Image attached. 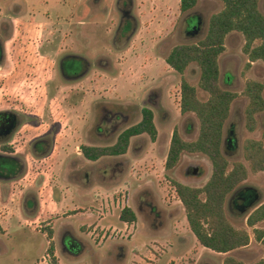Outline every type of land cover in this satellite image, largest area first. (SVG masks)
Masks as SVG:
<instances>
[{"label": "rangeland", "instance_id": "obj_1", "mask_svg": "<svg viewBox=\"0 0 264 264\" xmlns=\"http://www.w3.org/2000/svg\"><path fill=\"white\" fill-rule=\"evenodd\" d=\"M65 1L67 5L63 6ZM131 1H133L132 15L137 21V31L126 47L119 48L120 46L114 45V36L119 23L118 10L124 2L118 4V0L87 2L85 0L78 6L81 8L79 11H73L75 4L80 0H27L29 10L30 4L33 5L38 17H47L45 10L50 7L47 10L49 12L47 18L51 23H48L49 27L40 28L38 25H25L18 21L14 23L15 27L11 23L12 28L7 37L0 36L6 47L7 58L3 60L0 68V110L14 109L27 119V126L22 130L23 133L17 134L10 146L27 160L26 170L30 177L36 171H43L44 175H47L51 169L53 174L51 185L58 189L71 187L74 180L79 182L78 178L80 180L87 174L90 176V183L97 184L99 179L94 169L102 165V168L107 167L103 169V173H106L109 180L124 178V187H156L158 192L163 191L166 194V199L170 203H175L179 200L172 182L201 188L211 175V164L201 154L185 153L181 156L176 168L171 171L165 170L173 131L177 130L183 140L192 142L197 138L199 130L198 120L193 114L181 115L180 113L181 81L185 80L195 87L201 101H205L207 96L198 87L200 73L196 65H191L183 75H179L167 66L165 59L174 47L195 44L202 40L207 31L209 18L221 11L223 6L217 0H198L193 10L182 14L179 11L180 0ZM3 2L8 4L4 9L3 20H14V14L9 9L11 1ZM259 9L264 15V0H260ZM197 20L200 24L192 35V28L188 25H196ZM78 22L84 23L80 29L83 37L85 33H90V36L86 35L90 45L85 55L92 62L100 56L104 57L102 66L107 68L99 69L93 64L87 79L81 82H67L59 76L57 63L54 61L71 52L78 55L82 53V48L76 41L78 37L70 32L71 29H76L75 25ZM70 23L74 24L70 27ZM52 40L57 41L53 52L50 51L49 54L45 52L44 55L37 52L42 44L51 43ZM244 44L241 34L228 35L224 43L225 51L218 60L221 87L237 95L231 105L230 116L224 129V138H227L230 133L232 136L229 148L225 146L223 149L229 169L234 163H242L248 169V163L243 156V142L249 138L260 140L264 133V113L258 115V126L253 133L250 134L245 129L244 110L248 99L243 92L249 82L264 85V64L262 62L249 64L248 56L243 52ZM257 44L258 42L255 43ZM262 96L264 98V92ZM101 105L120 106L126 110L135 108L140 111L142 107L150 109L153 112L157 130L155 142H152L147 135L136 137L131 139L128 152L119 157V160L106 158L99 160L96 164L87 163L82 155H77L80 153L81 146H112L122 131L140 121V117H137L125 124L119 123L114 134H112V125L116 123H102L107 133V141H96L94 139V134L97 132L95 117ZM88 132L91 133V137L90 135L88 137ZM41 137H54L53 139L57 142L53 143L51 156L48 159L37 160L32 155L30 147L33 141ZM102 161H106V164H100ZM73 166L75 169L84 170V173L78 172L76 179L73 178L68 182L65 176L71 173ZM189 168L199 169V174L193 177ZM241 185L255 192L257 203L247 212L242 213L241 210L234 208V201L238 198L235 196L231 198L226 214L234 228L247 231L250 237L248 247L228 255L217 254L202 248L189 230L183 206L180 208L181 211L171 215L176 222L170 221V215H166L159 209L156 211L147 209L143 203V193H141L132 198L135 206L140 208L134 239L137 251L133 255L138 254L139 260L142 257L145 258L146 252L154 246L151 243L156 242L153 247L156 254L163 246H167L164 252L157 254L159 256L157 264H169L168 259L176 256V251L178 254L181 253L182 259H174L173 264H223L228 256L243 264L258 262L263 257L264 250L254 239L253 229L247 227L246 218L264 203V173L249 172L247 180ZM147 194L153 200L154 194L152 192ZM153 212L155 215L161 214L164 217L163 222L154 223L150 219ZM176 223L181 233L177 236L184 235L186 239L182 241L180 250L173 231ZM41 225L39 224L38 230L45 233L47 237L50 230ZM161 225H166L162 235L171 234L170 237L149 236L145 232V229H155L154 227ZM256 228L264 230V222L258 224ZM46 237L39 232L34 234L33 239L27 240L29 246L27 254L24 251L26 260L36 256L35 252H29L31 243L36 244L37 253L41 255L44 253L47 248ZM66 243L71 244L70 240ZM24 244L21 241H13L9 251L0 257V264H17L16 259L22 256V250H25ZM131 251H133L132 248ZM46 255L49 254L46 253ZM52 258L54 259L50 256V261L46 259V263L56 264V260L54 259L55 263H53Z\"/></svg>", "mask_w": 264, "mask_h": 264}, {"label": "trees", "instance_id": "obj_2", "mask_svg": "<svg viewBox=\"0 0 264 264\" xmlns=\"http://www.w3.org/2000/svg\"><path fill=\"white\" fill-rule=\"evenodd\" d=\"M221 11L213 14L208 21L207 31L202 40L195 44L174 47L165 62L167 66L183 75L191 66L199 69V89L207 96L205 101L198 98L197 90L185 80L180 85V113L193 114L199 123L197 138L185 141L177 130L173 131L165 161V170L171 171L179 164L183 154H201L211 164V175L201 188L172 182L177 198L183 206L189 230L197 243L207 250L228 255L249 246L250 237L246 230L236 229L227 218V198L244 183L249 175L264 173V133L260 140L247 139L243 142V156L248 169L242 163H229L223 153L224 129L229 119L231 105L237 95L220 85L219 57L225 51V39L232 33H239L244 39L243 52L249 64H264V15L259 9L260 0H217ZM198 0H180L179 11L186 14L193 10ZM258 42L257 45L255 43ZM249 66V65H248ZM264 85L249 82L244 89L248 104L244 110L245 129L253 133L257 129L256 117L264 112ZM147 135L152 142L157 138L154 115L150 109L142 110L141 120L122 131L112 146H81L85 160L95 163L102 158L124 156L133 138ZM120 220L131 224L136 215L131 209H123ZM264 222V203L246 218V225L253 229V235L264 250V230L256 228ZM52 233L47 235V254L53 257ZM52 262L55 260L52 258ZM223 264H243L228 256ZM254 264H264L263 257Z\"/></svg>", "mask_w": 264, "mask_h": 264}, {"label": "crops", "instance_id": "obj_3", "mask_svg": "<svg viewBox=\"0 0 264 264\" xmlns=\"http://www.w3.org/2000/svg\"><path fill=\"white\" fill-rule=\"evenodd\" d=\"M3 1L0 0V31L4 32L1 27L7 28V30L11 29V23L13 26L18 21L25 25H38L40 28L50 26L48 23L51 21L47 18L49 16L47 10L50 7L45 10L47 17H38L33 5L30 4L29 10L27 0H9L11 1L9 2V9L15 18L12 21L10 19L5 21L3 20L5 18L3 13L8 4ZM84 1L80 0L79 3L75 4L73 11H79L81 8L78 6ZM62 5L66 6V1ZM77 155L80 156L81 154L77 153ZM49 156H51L50 153L42 159H48ZM118 158L114 159L119 160ZM83 159L85 160L84 157ZM23 161L27 165V160L23 159ZM85 161L89 164L98 162ZM48 172L47 175H44L43 171H36L30 177L26 170L19 179L0 180V257L4 256L9 251V246H13V241L17 240L25 243V250H22L23 255L16 259L17 264L28 262L42 264L48 249L45 233L38 230L39 224H42L43 228H49L52 233L51 242L54 245L53 257L56 264H144V262L157 264L159 261L157 254L164 252L167 246H163L161 251H157L156 254L153 249L156 242H152L151 245L154 246H151L146 252L145 258L142 257L139 260L138 254L133 255L137 251L134 239L140 210L139 206H135L132 198L143 193L142 199L147 209L151 211L159 209L166 215H170V221H175L171 215L181 211L182 205L179 201L170 203L166 199V194L163 191L158 192L156 187H124V178L109 180L104 177L103 180L99 178L97 184L90 183L89 174L83 175L80 180L78 178L79 182L74 180L71 187H59L58 189V187L51 185L52 170L50 169ZM78 172L80 170L73 166L71 173H68L65 178L70 182L73 178L76 179ZM147 192L154 194L153 200ZM126 208L131 209L136 215V221L131 224L120 220L121 212ZM160 211L158 212L160 213ZM145 217L148 216L145 215ZM150 219L156 223L161 220V215H155L154 219L150 216ZM177 224L173 226V231L180 250L182 241L186 239L184 235L177 236L181 234L177 229ZM164 226L166 227V225H161L154 227L155 229H145V232L149 236L162 235L165 230ZM39 232L46 237L47 248L41 255L35 251L36 244L31 243L29 252H35L36 256L31 260H26L27 249L29 248L27 240L33 239L34 234ZM162 236L168 238L171 234ZM69 240L71 244L67 245L66 242ZM175 255L168 259L169 264H173L174 259H182L181 253L178 254L176 251Z\"/></svg>", "mask_w": 264, "mask_h": 264}, {"label": "flooded vegetation", "instance_id": "obj_4", "mask_svg": "<svg viewBox=\"0 0 264 264\" xmlns=\"http://www.w3.org/2000/svg\"><path fill=\"white\" fill-rule=\"evenodd\" d=\"M119 3H122V5L120 7L118 6L119 23L115 31L114 45L116 47L120 46L119 48H122V47H126L133 39L137 31V21L135 17L132 15L133 1L118 0V4ZM73 24L74 23H70L69 26L71 27ZM83 24H84L83 22H78L75 25L76 29L70 30V32H72L75 36L78 37L76 41L78 45L82 48L81 49L82 53L78 55L74 52H71L69 54L63 55L62 57H59V59L54 61L57 63V69H58L57 71L59 76L64 81L67 82H81L87 79L93 64L97 66L99 69L107 68V66L105 67L102 66L103 65L102 63L105 61L104 57L100 56L96 58L94 62H92L85 55L90 45L89 39H87L88 37L86 35L90 36V33L87 34L85 33L84 37L81 35L80 29L81 26H83ZM188 26L192 28L194 24H190ZM1 29H3L4 32L0 31V36L7 37V34L9 33L10 29L7 30V28H2V27ZM56 43L57 41L55 40H52L51 43L46 42L44 43L45 45L42 44L39 47L40 49H38L37 52L43 55L45 52L46 54L47 53L49 54L54 51L57 45ZM5 49H6L5 45H3V41L0 39V68H1V64L3 63V60H7L5 55L6 53ZM107 64L108 63H106V65ZM98 108L100 110L95 117L97 132L94 134L95 135L94 139L100 142L107 141L106 139L107 137H105L107 133L104 130L102 123H106V124L116 123L117 125L116 124L112 125L113 127L112 134H114L116 128L120 125L119 123H121L122 125L136 119L137 117H140L141 120L142 110L148 109L146 107H142L140 111L135 108L131 110L130 109L126 110L123 107L113 106V105H101ZM26 123H27V119H25V117L19 111L14 109L0 110V180L19 179L20 177H22V175L25 173L27 169V165L25 161H23V159L25 158H22L20 154L17 151H15L13 147L10 146L12 144L11 141L16 139L17 134L23 133L22 130L27 126ZM257 126H258V120H257ZM89 135L91 137L90 132H88V137ZM53 138L41 137L33 141L30 150L32 155L35 157V159L37 160L42 159V157L48 155L51 152L54 146L53 143L57 142V140ZM231 139H232L231 133L227 138H224L223 149L225 146L229 148V144H231L232 142ZM249 139H253V138H249ZM102 159L105 160L106 158H102ZM105 162L106 161H102L100 164L103 163L105 165L106 164ZM95 168H96L94 169L95 175L98 177V179L101 178V180H103V178L106 177V173H103L104 171L103 169L107 167L102 168V165H100L99 168L98 167ZM194 169L197 168H189V172L193 177L199 174V169H197V175H193ZM80 173H84V170H80ZM242 186L243 185L239 186V188H237L232 193L231 195L232 197L230 196V198L227 200L225 210L229 209L230 200L235 196H238V198L236 201H234L235 203L234 208L237 210H241L242 213L247 212L254 204L257 203V195H255V192H251L246 187H242ZM151 216L154 219L155 215L153 214ZM163 219L164 218L161 215V220L159 221L163 222Z\"/></svg>", "mask_w": 264, "mask_h": 264}, {"label": "water", "instance_id": "obj_5", "mask_svg": "<svg viewBox=\"0 0 264 264\" xmlns=\"http://www.w3.org/2000/svg\"><path fill=\"white\" fill-rule=\"evenodd\" d=\"M199 24H200L199 20H197L196 25H194L192 27V33L191 34H194L196 32V30L198 29ZM193 175H197V169H194Z\"/></svg>", "mask_w": 264, "mask_h": 264}, {"label": "built area", "instance_id": "obj_6", "mask_svg": "<svg viewBox=\"0 0 264 264\" xmlns=\"http://www.w3.org/2000/svg\"><path fill=\"white\" fill-rule=\"evenodd\" d=\"M46 259L50 261V256L49 255H46L44 257V262H42V264H48V263H46Z\"/></svg>", "mask_w": 264, "mask_h": 264}]
</instances>
